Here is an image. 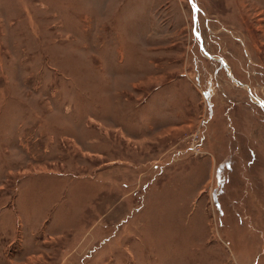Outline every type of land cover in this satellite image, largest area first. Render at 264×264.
I'll list each match as a JSON object with an SVG mask.
<instances>
[{"label": "rangeland", "instance_id": "374dc122", "mask_svg": "<svg viewBox=\"0 0 264 264\" xmlns=\"http://www.w3.org/2000/svg\"><path fill=\"white\" fill-rule=\"evenodd\" d=\"M259 102L264 0H0V264H264Z\"/></svg>", "mask_w": 264, "mask_h": 264}, {"label": "snow or ice", "instance_id": "6c2138e0", "mask_svg": "<svg viewBox=\"0 0 264 264\" xmlns=\"http://www.w3.org/2000/svg\"><path fill=\"white\" fill-rule=\"evenodd\" d=\"M193 11L195 12L196 11V9L194 8L193 9ZM196 22H197V20H196V16L195 15H193V18H192V23H193V32H194V34H196V37H197V39H199L200 37H199V30H198V28H196L195 27V25H196Z\"/></svg>", "mask_w": 264, "mask_h": 264}, {"label": "water", "instance_id": "95a60500", "mask_svg": "<svg viewBox=\"0 0 264 264\" xmlns=\"http://www.w3.org/2000/svg\"><path fill=\"white\" fill-rule=\"evenodd\" d=\"M191 3L193 4V2L191 1ZM194 5V4H193ZM259 106H261L262 108H264V104L263 103H258Z\"/></svg>", "mask_w": 264, "mask_h": 264}, {"label": "flooded vegetation", "instance_id": "af4514ba", "mask_svg": "<svg viewBox=\"0 0 264 264\" xmlns=\"http://www.w3.org/2000/svg\"><path fill=\"white\" fill-rule=\"evenodd\" d=\"M203 49V48H202ZM204 50V49H203ZM213 60H218L220 63H223L221 59H213ZM236 82V81H235Z\"/></svg>", "mask_w": 264, "mask_h": 264}]
</instances>
